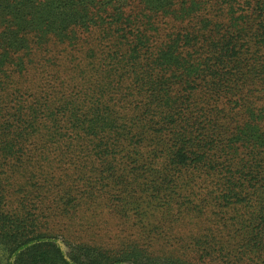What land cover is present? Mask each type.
<instances>
[{
  "label": "trees",
  "instance_id": "1",
  "mask_svg": "<svg viewBox=\"0 0 264 264\" xmlns=\"http://www.w3.org/2000/svg\"><path fill=\"white\" fill-rule=\"evenodd\" d=\"M194 262L264 264V0H0V264Z\"/></svg>",
  "mask_w": 264,
  "mask_h": 264
},
{
  "label": "rangeland",
  "instance_id": "2",
  "mask_svg": "<svg viewBox=\"0 0 264 264\" xmlns=\"http://www.w3.org/2000/svg\"><path fill=\"white\" fill-rule=\"evenodd\" d=\"M79 219H73L71 221H64L62 224L64 230L68 233L70 232H82L85 236H89L88 240H94L98 243L102 242L103 244H112V248H117L121 242H132L137 240L142 236V239L146 236L147 233H150L153 228L159 226L161 221V216L157 213L150 215L148 217H141L140 221L138 219L130 220H120L114 217L108 210H100L92 214L89 212L85 217H78ZM199 225H203L202 221H195ZM193 227L190 225V221L182 220L180 223L174 225L173 231L164 230L165 240L164 242L168 244L166 248L175 249L182 248L180 242L176 241V238L179 241L186 240L188 238V230ZM189 233V232H188ZM67 234V233H65ZM78 234V233H76ZM75 234V235H76ZM94 236V237H93ZM60 238V237H59ZM74 238L75 237H71ZM62 240V239H59ZM66 246V244H64ZM194 264H201L200 262H194ZM211 264V263H205Z\"/></svg>",
  "mask_w": 264,
  "mask_h": 264
}]
</instances>
